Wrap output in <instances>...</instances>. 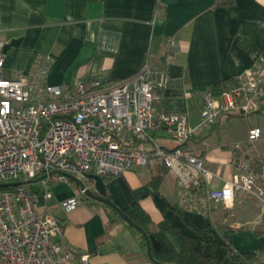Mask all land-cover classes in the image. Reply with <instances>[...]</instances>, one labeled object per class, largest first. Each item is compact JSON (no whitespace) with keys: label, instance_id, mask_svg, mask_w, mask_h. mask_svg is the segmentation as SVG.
Masks as SVG:
<instances>
[{"label":"crops","instance_id":"crops-1","mask_svg":"<svg viewBox=\"0 0 264 264\" xmlns=\"http://www.w3.org/2000/svg\"><path fill=\"white\" fill-rule=\"evenodd\" d=\"M0 39H20L4 55V76L31 73L40 58L51 55L43 79L50 85L98 81L109 86L135 76L145 62L155 63L164 82L154 90L153 111L185 112L190 126L199 121L205 93L219 98L247 71L259 73L264 81V0L226 5L218 0H0ZM170 39L175 50L168 47ZM240 121L220 119L185 144L207 171L217 174L206 186L186 194L166 169L149 159L146 166L104 177L107 198L121 210L137 202L153 224L168 222L215 260L225 256L224 233L233 252L256 251L262 238L255 231L264 228V217L252 195L238 194L227 207L204 200L207 190L232 179L234 157L243 154L250 161L251 155L244 153L248 129L259 127V140H264V98L257 111ZM234 130L238 137L229 134ZM150 136L173 145L164 129ZM251 158V170L261 182L264 158ZM85 180L96 194L94 181ZM78 188L73 181L59 183L49 201H37L39 211L63 222L66 248L87 253L88 264H154L140 236L108 205L91 199L62 212L59 203L75 197ZM252 264H264V254L257 253Z\"/></svg>","mask_w":264,"mask_h":264},{"label":"built area","instance_id":"built-area-1","mask_svg":"<svg viewBox=\"0 0 264 264\" xmlns=\"http://www.w3.org/2000/svg\"><path fill=\"white\" fill-rule=\"evenodd\" d=\"M5 44L0 39V184L40 179L37 182L44 190L0 191V264H88L87 253L66 248L63 222L48 211H39V198L47 201L52 187L69 184V177L84 181L87 174L120 176L132 167L146 166L149 159L189 194L217 174L207 171L185 144L220 119L257 111L264 98L262 76L247 71L219 98L205 93L199 121L190 126L185 112L153 111L154 90L164 82L155 63L145 62L135 76L109 86L98 81L50 85L43 79L51 55L40 58L31 73L4 76ZM167 44L175 50V41ZM158 129L168 133L173 145H162L150 136ZM261 134L259 127L249 128L246 143L258 141ZM232 162V179L207 190L204 200L227 207L238 194L252 195L264 217V179L258 180L245 155H237ZM84 196L78 188L76 196L61 201L59 208L70 213Z\"/></svg>","mask_w":264,"mask_h":264},{"label":"trees","instance_id":"trees-1","mask_svg":"<svg viewBox=\"0 0 264 264\" xmlns=\"http://www.w3.org/2000/svg\"><path fill=\"white\" fill-rule=\"evenodd\" d=\"M230 2L231 0H218V5H226L230 4ZM101 177L104 179V177L112 176L103 175ZM21 187L20 185L3 187L0 188V191H11ZM105 198H107V195ZM88 200H91V198L86 196L81 199L85 203ZM110 212L116 214L114 211ZM123 212L134 224L146 233L151 258L158 264H209L212 261L219 264H252L253 258L257 253L264 254V228L255 231L256 236L262 238L257 250L242 254L233 252L229 245L227 234H222L226 253L223 258L215 260L197 250L193 237L182 233L168 222L160 221L157 224H153L137 202L132 203ZM131 229L140 236L145 244L142 235L135 229Z\"/></svg>","mask_w":264,"mask_h":264},{"label":"water","instance_id":"water-1","mask_svg":"<svg viewBox=\"0 0 264 264\" xmlns=\"http://www.w3.org/2000/svg\"><path fill=\"white\" fill-rule=\"evenodd\" d=\"M20 44V39H16V40H12L9 43H6L3 49V54L5 55L6 52L11 48V47H18ZM73 182H75L80 190L84 191V195L88 198H91L93 200L96 201H100L106 205H108L114 212H116L118 214V216L120 217V219L122 221H124L128 226H130L131 228L135 229L136 231H138L142 237L145 240V245H146V252H147V256L148 258L154 263V264H158L156 262H154L151 258L150 255V249H149V242H148V237L146 235V233L144 231H142L136 224H134L123 212V210L119 209L118 207H116L109 199L105 198L106 196V190H105V185L104 182L101 178V176L98 175H94V174H87L85 175V179L87 180H93L94 181V189L96 194L92 193L90 189L87 188L86 184L75 178V177H69ZM40 179H37L36 181H39ZM24 183L21 182H9V183H2L0 184V188L3 187H13V186H17L20 185L22 186Z\"/></svg>","mask_w":264,"mask_h":264},{"label":"rangeland","instance_id":"rangeland-1","mask_svg":"<svg viewBox=\"0 0 264 264\" xmlns=\"http://www.w3.org/2000/svg\"><path fill=\"white\" fill-rule=\"evenodd\" d=\"M242 122L244 121L245 117H238ZM240 121V122H241ZM231 125H234L232 123H235V126H236V122H231ZM234 126V127H235ZM231 136H234V137H238L240 135V132L237 130H234L233 132H230L229 133ZM247 155H251V157H257V156H262V158H264V140H259V141H256L252 144H248L246 149H245V152ZM249 157L251 163L254 161V158H251ZM14 181H18V182H21V183H24L22 185V188H24L25 190H33L35 191L36 193H41L44 188L43 186L41 185L40 182H37V181H34V180H24L22 178H18ZM85 182H88L86 180H84ZM9 183L11 182L10 180L9 181H5L3 183ZM74 185V184H73ZM51 197H52V194H51ZM51 197L49 198V200L51 199ZM48 200V201H49Z\"/></svg>","mask_w":264,"mask_h":264}]
</instances>
